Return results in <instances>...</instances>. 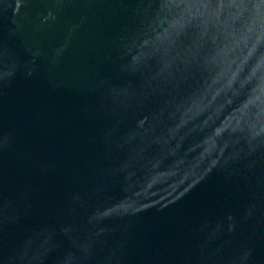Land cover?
<instances>
[{"label": "water", "instance_id": "water-1", "mask_svg": "<svg viewBox=\"0 0 264 264\" xmlns=\"http://www.w3.org/2000/svg\"><path fill=\"white\" fill-rule=\"evenodd\" d=\"M0 264H264V0H0Z\"/></svg>", "mask_w": 264, "mask_h": 264}]
</instances>
